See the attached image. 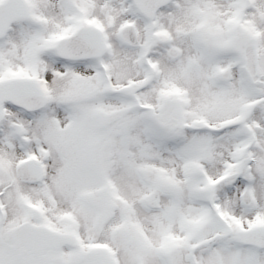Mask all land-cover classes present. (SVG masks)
I'll use <instances>...</instances> for the list:
<instances>
[{"label":"snow or ice","instance_id":"1","mask_svg":"<svg viewBox=\"0 0 264 264\" xmlns=\"http://www.w3.org/2000/svg\"><path fill=\"white\" fill-rule=\"evenodd\" d=\"M0 264H264V0H0Z\"/></svg>","mask_w":264,"mask_h":264}]
</instances>
